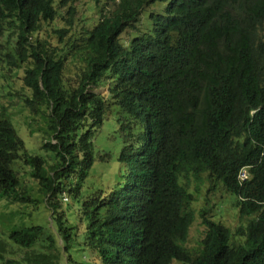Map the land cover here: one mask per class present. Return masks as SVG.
<instances>
[{"label":"trees","instance_id":"trees-1","mask_svg":"<svg viewBox=\"0 0 264 264\" xmlns=\"http://www.w3.org/2000/svg\"><path fill=\"white\" fill-rule=\"evenodd\" d=\"M76 1L0 0L11 82L0 102V198L51 210L43 224L2 223L0 264H264V0H93L90 26L77 25ZM112 106L128 169L80 200ZM15 116L42 131L50 170ZM213 186L228 193L236 228L206 201L193 207ZM72 197L80 206L64 216L54 200ZM196 216L204 231L192 250Z\"/></svg>","mask_w":264,"mask_h":264},{"label":"rangeland","instance_id":"rangeland-1","mask_svg":"<svg viewBox=\"0 0 264 264\" xmlns=\"http://www.w3.org/2000/svg\"><path fill=\"white\" fill-rule=\"evenodd\" d=\"M93 0H77L75 5L77 9L76 19L78 26H84L85 24L90 26L97 22L99 16L95 10H93ZM132 36V33L123 35V38L128 40ZM125 40V41H126ZM6 69L0 65V102L8 104L7 95L5 92L10 91V83L7 79L5 81ZM18 81L13 83V91L20 89L18 87ZM96 91H103V89L97 88ZM10 99V96H9ZM18 100V97H16ZM11 110V109H9ZM122 112L116 107H110V111L104 116L102 124L96 131L93 144H94V157L95 160L91 169L89 170L82 189V196L80 200L89 193L97 190L108 191L113 187L117 181H120L119 177L127 171V166L118 160L120 150L124 144L123 131L121 125L123 122ZM17 120L18 128L22 135L25 147L30 154H36L45 156L46 168L50 170V167L55 165L56 161L53 159L49 152L45 153L44 148L40 147V140L42 138V131H36L31 134L29 127L21 117L15 116ZM16 127V124L14 122ZM17 129V128H16ZM18 131V130H17ZM19 133V131H18ZM19 133V135H20ZM37 137V138H36ZM24 184L26 188L33 186L35 180L26 175ZM33 188L35 193L36 187ZM205 189L204 185H201L200 191L203 194ZM28 191V190H27ZM31 191V190H29ZM67 194V191L64 192ZM69 197V194H68ZM58 202L59 212H62L64 216L69 215L74 208L80 206L79 199L71 198L69 201H62L55 199ZM203 201L207 202V206L210 207L209 215L214 214L218 219L229 227L236 228L237 219L234 217V211L230 210V203L228 199V193L220 186H213L206 192V200H203L200 196L199 201L193 203V207L198 209ZM50 207L42 204H37L34 208L32 204L24 203H10L5 199L0 198V229H6L2 223L8 227L20 228L30 226L34 224H43L44 221H48L50 218ZM76 226V231H82L83 225L76 221H72ZM45 225V224H44ZM204 226L201 224L199 218L196 216L194 219L188 234V239L185 246L189 249L195 250L199 248V240L203 236ZM92 259H95L93 256ZM86 260V259H85ZM98 262V261H96ZM88 264V263H86ZM170 264H183L181 261L173 258Z\"/></svg>","mask_w":264,"mask_h":264},{"label":"built area","instance_id":"built-area-1","mask_svg":"<svg viewBox=\"0 0 264 264\" xmlns=\"http://www.w3.org/2000/svg\"><path fill=\"white\" fill-rule=\"evenodd\" d=\"M244 174H245V169H243L242 172H241V175H242V176H243ZM65 195H66V194L64 193L63 196L65 197Z\"/></svg>","mask_w":264,"mask_h":264}]
</instances>
